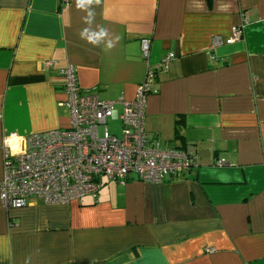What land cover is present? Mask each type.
<instances>
[{"label":"crops","instance_id":"1","mask_svg":"<svg viewBox=\"0 0 264 264\" xmlns=\"http://www.w3.org/2000/svg\"><path fill=\"white\" fill-rule=\"evenodd\" d=\"M67 63L104 100H133L154 67L145 128L197 166L102 178L68 204L0 201V264H264V0H0V185L6 136L69 127Z\"/></svg>","mask_w":264,"mask_h":264},{"label":"built area","instance_id":"2","mask_svg":"<svg viewBox=\"0 0 264 264\" xmlns=\"http://www.w3.org/2000/svg\"><path fill=\"white\" fill-rule=\"evenodd\" d=\"M243 27L233 26L226 43L241 39ZM221 42L215 37L213 44ZM149 48L150 40L142 39L145 57ZM172 57L166 56L162 65L167 66ZM62 75L69 127L34 133L25 140L11 135L3 139L0 201L4 208L25 207L32 198L48 205L68 204L84 195L96 199L102 178L159 184L197 166L192 149L167 145L145 128L148 96L156 92L154 67H147L133 100H104L95 89L82 90L71 64L65 65ZM108 120L121 123L119 136L109 130ZM228 164L225 158L213 162L214 166Z\"/></svg>","mask_w":264,"mask_h":264},{"label":"clouds","instance_id":"3","mask_svg":"<svg viewBox=\"0 0 264 264\" xmlns=\"http://www.w3.org/2000/svg\"><path fill=\"white\" fill-rule=\"evenodd\" d=\"M89 2H91V0H89ZM96 2L98 3L99 2V0H96ZM78 6H79V0H78ZM106 35V31L103 29V28H101L100 30H99V32H95V33H92V34H88V30L87 29H85L83 32H82V36H86L87 37V39H88V41L89 42H91V43H93V44H96V43H98L99 42V40L102 38V37H104ZM111 45L109 44V47H110Z\"/></svg>","mask_w":264,"mask_h":264},{"label":"rangeland","instance_id":"4","mask_svg":"<svg viewBox=\"0 0 264 264\" xmlns=\"http://www.w3.org/2000/svg\"><path fill=\"white\" fill-rule=\"evenodd\" d=\"M107 127L112 133H115L117 136L121 134V126L118 120H108Z\"/></svg>","mask_w":264,"mask_h":264}]
</instances>
